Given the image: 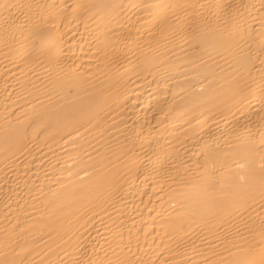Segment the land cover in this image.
Listing matches in <instances>:
<instances>
[{
  "label": "bare ground",
  "instance_id": "bare-ground-1",
  "mask_svg": "<svg viewBox=\"0 0 264 264\" xmlns=\"http://www.w3.org/2000/svg\"><path fill=\"white\" fill-rule=\"evenodd\" d=\"M0 264H264V0H0Z\"/></svg>",
  "mask_w": 264,
  "mask_h": 264
}]
</instances>
